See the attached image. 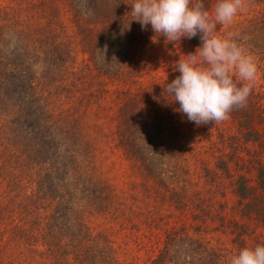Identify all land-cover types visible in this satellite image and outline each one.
Masks as SVG:
<instances>
[{"label": "trees", "instance_id": "obj_1", "mask_svg": "<svg viewBox=\"0 0 264 264\" xmlns=\"http://www.w3.org/2000/svg\"><path fill=\"white\" fill-rule=\"evenodd\" d=\"M132 3L0 0V264H135L131 242L149 264H229L264 244V84L230 119L198 126L208 141L192 149L216 158L206 183L221 192L227 179L237 200L187 196L169 165L186 116L141 56L160 37L132 21ZM246 46L264 80V31ZM112 155L128 181L106 177ZM173 211L195 225H172ZM216 221L232 246L202 240Z\"/></svg>", "mask_w": 264, "mask_h": 264}, {"label": "clouds", "instance_id": "obj_2", "mask_svg": "<svg viewBox=\"0 0 264 264\" xmlns=\"http://www.w3.org/2000/svg\"><path fill=\"white\" fill-rule=\"evenodd\" d=\"M130 6L132 21L142 30L151 25L155 36L168 42L200 35L201 45L175 62L179 75L163 89L188 121L219 124L246 106L257 83L256 59L232 34H217V25L231 24L246 0H217L212 13L203 0H133ZM229 264H264V244L241 248Z\"/></svg>", "mask_w": 264, "mask_h": 264}, {"label": "rangeland", "instance_id": "obj_3", "mask_svg": "<svg viewBox=\"0 0 264 264\" xmlns=\"http://www.w3.org/2000/svg\"><path fill=\"white\" fill-rule=\"evenodd\" d=\"M195 2V0H194ZM217 0H210V4L206 10L210 13L214 11ZM264 31V6L258 5L254 0H246V6L238 15L234 18L231 24L217 25V34L220 36H225L232 34L233 37L242 44L244 48L249 52L250 49L248 46L251 44V41L256 36V33ZM150 35V34H149ZM152 35V34H151ZM146 40H148L146 42ZM145 40L146 48L141 52V56L146 63L153 68L154 74L157 75V79L164 86L165 83H170L175 79L179 72L174 70V64L176 61L185 58V55L189 53H194L196 47L191 42V39L182 38L180 41L174 43L168 42L163 36L160 38H153L151 36ZM150 40V41H149ZM251 53V52H249ZM252 54V53H251ZM256 59L258 64V77H257V88H260L264 84L263 73L260 69L259 57L256 54H252ZM150 59V60H149ZM175 106L179 107L178 103H173ZM185 121V122H184ZM183 122V123H182ZM181 123L185 127L183 133L185 137L184 142L177 143L175 148L177 150L181 149L186 160L183 161L179 157L182 153L175 152L173 157L169 160V165L171 167L172 173L170 174L174 182L179 186V189H182L187 196L192 198L197 193H201L207 197L215 198V202L223 201L221 197L223 192L226 193V200L230 205H233L237 200L231 186L228 185V180H224V190L221 192L218 191L216 185H211V183H206V179L210 177L211 172L205 173L204 167L211 169L212 171L217 170L216 168V158L209 155H194L193 148H195V141L197 142L200 138L205 142L208 141V138L204 135L205 131L198 129V126L194 122L188 121L187 117L181 118ZM206 127V125H202ZM211 132V129H208ZM204 144V143H202ZM242 162V161H241ZM110 165H112V170H105L106 177L110 179L113 183H116L119 179L120 181H128V175L131 178V171L129 170V165L126 161L123 160L119 155H112L109 160ZM244 165V163L242 162ZM189 170L190 174H185L182 170ZM231 174L234 178H238L240 175L248 177L251 181L257 179V175L250 173L245 170L244 167H238L235 164L230 165ZM213 186V187H212ZM212 188V191H209ZM223 188V187H222ZM221 189V188H220ZM174 212V211H173ZM171 223L174 226H180L182 223H186L188 226L195 225V221L192 216L188 213L186 215H181L178 212H174V215L171 219ZM215 225H212L209 228L208 234L204 235L203 241L205 243H210L213 246H232V240L230 237L221 234L220 232H215L212 229L216 227L219 223L214 222ZM257 234H264V229H257ZM135 257V264H149L148 255L145 251L139 252L136 248V245L131 242V245L128 250V258L131 260Z\"/></svg>", "mask_w": 264, "mask_h": 264}]
</instances>
